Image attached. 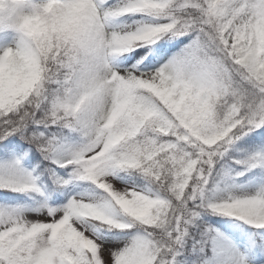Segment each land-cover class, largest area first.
Instances as JSON below:
<instances>
[{
    "label": "snow or ice",
    "instance_id": "obj_1",
    "mask_svg": "<svg viewBox=\"0 0 264 264\" xmlns=\"http://www.w3.org/2000/svg\"><path fill=\"white\" fill-rule=\"evenodd\" d=\"M0 264H264V0H0Z\"/></svg>",
    "mask_w": 264,
    "mask_h": 264
},
{
    "label": "trees",
    "instance_id": "obj_2",
    "mask_svg": "<svg viewBox=\"0 0 264 264\" xmlns=\"http://www.w3.org/2000/svg\"><path fill=\"white\" fill-rule=\"evenodd\" d=\"M212 219H219V217H213Z\"/></svg>",
    "mask_w": 264,
    "mask_h": 264
}]
</instances>
